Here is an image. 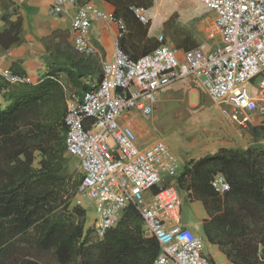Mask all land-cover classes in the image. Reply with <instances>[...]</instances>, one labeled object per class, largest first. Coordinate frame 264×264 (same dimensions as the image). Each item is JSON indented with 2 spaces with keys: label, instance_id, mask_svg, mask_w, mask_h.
<instances>
[{
  "label": "built area",
  "instance_id": "1",
  "mask_svg": "<svg viewBox=\"0 0 264 264\" xmlns=\"http://www.w3.org/2000/svg\"><path fill=\"white\" fill-rule=\"evenodd\" d=\"M212 12L209 37L218 35L214 52L199 48L184 52L159 45L132 59L116 45L111 61H103L99 82L67 99L64 117L66 154L77 162L81 181L77 196L94 203L96 219L90 228L101 239L114 228L126 208L133 207L142 219L143 234L154 238L159 253L152 264H211L203 253V241L182 224L181 199L176 182L160 185L173 176L177 159L168 147L154 142L138 148L134 130L121 121L135 111L149 116L161 93L178 81L193 78L208 97L221 106L222 116L242 129L264 116V0H190ZM73 0H53L50 12L60 14ZM138 23L149 17L144 7L131 9ZM98 20L125 25L113 13L91 5L76 8L71 19L72 46L83 56L94 53L89 42L91 25ZM10 84L29 83L25 76L7 73ZM89 120L88 127L84 122ZM212 186L219 193L229 187L222 176Z\"/></svg>",
  "mask_w": 264,
  "mask_h": 264
},
{
  "label": "trees",
  "instance_id": "2",
  "mask_svg": "<svg viewBox=\"0 0 264 264\" xmlns=\"http://www.w3.org/2000/svg\"><path fill=\"white\" fill-rule=\"evenodd\" d=\"M20 27L6 23L3 48L18 41ZM50 58L35 84L0 75L8 102L0 107V264H152L159 245L143 234L133 207L101 239L86 228V211L74 202L81 177L66 154L64 124L68 97L90 89L85 58L67 45ZM218 175L229 187L224 193L212 186ZM175 182L190 203L201 204L208 245L229 264H264V146L191 159Z\"/></svg>",
  "mask_w": 264,
  "mask_h": 264
},
{
  "label": "crops",
  "instance_id": "3",
  "mask_svg": "<svg viewBox=\"0 0 264 264\" xmlns=\"http://www.w3.org/2000/svg\"><path fill=\"white\" fill-rule=\"evenodd\" d=\"M86 4L106 13H113L117 19L124 23L126 29L124 34L119 35L117 26L107 21L98 20L91 25L89 42L94 53L91 56H84L85 63H83L88 73L87 77L90 78L88 83L100 81L101 64L103 61L112 60L116 45L130 58L135 59L151 52L159 45L170 47L173 42L193 44L195 48L208 52L210 47L207 41H214L209 37V31H206L205 39L200 40L198 38L200 33L194 27L193 29L184 27V33L178 34L177 39H173V36L160 34L153 23L142 25L137 22L131 9L144 7L150 20L152 11L154 12L157 6L160 7L163 0H73V3L66 5L60 14L50 12L53 0H0V32L5 29L7 22H19L21 26L19 39L16 43L7 49L0 45V75L5 77L7 73H12L28 77L31 84L39 82L48 72L47 63L55 49H61L64 45L73 49L71 19L76 8ZM188 49L189 47L186 46L178 48V51L174 49L178 53L176 56L179 61L183 60V54ZM7 105V100L0 96V107L5 108ZM132 118L130 124L133 128L136 130V127H140L143 137L146 136L150 129L148 123L140 122L138 114ZM89 123L90 121L86 120L84 126L88 127ZM229 124L231 127L221 131L208 149L186 152L183 166L191 159L213 154L221 148L233 150L249 148L253 139L251 135L236 124ZM84 200L78 199L76 196L74 202L84 208L82 205ZM92 204L94 206L93 202ZM199 225L201 228V222ZM206 245L208 244L206 243ZM208 246L215 248L216 255H221L224 258L223 264H229L216 247ZM209 258L217 264L214 258Z\"/></svg>",
  "mask_w": 264,
  "mask_h": 264
},
{
  "label": "rangeland",
  "instance_id": "4",
  "mask_svg": "<svg viewBox=\"0 0 264 264\" xmlns=\"http://www.w3.org/2000/svg\"><path fill=\"white\" fill-rule=\"evenodd\" d=\"M212 20V12L198 2L163 0V4L160 7L157 6L154 12L152 11L148 23H153L163 36H173V39H177L178 34L184 33V27L192 29L194 27L198 29L197 32L200 33L199 36L201 35L198 38L201 40L205 39L206 31L212 30ZM207 44L210 47L209 52H214L222 46L218 35L214 36V41H207ZM183 46L189 47V50L195 48L193 44L180 42L170 44V47L176 51ZM261 80H264V72L255 79L254 83ZM137 114L140 122H146L150 126L148 134L144 137L140 127H136L135 130L130 124L132 117ZM126 116L121 123L129 125L134 130L138 148L142 149L154 142H161L177 158L176 172L173 176H166L164 178L166 181H162L160 185L175 181L185 166L183 162H185L186 152L208 149L221 131L231 127L230 122L221 114V106L208 97L193 78L178 81L161 93L151 115L142 116L140 113L130 111L126 113ZM245 131L253 138L250 147L264 146V116L255 115L254 122L247 125ZM69 160L71 169L77 171L76 160L71 157ZM78 199L82 198L78 197ZM180 199L182 224L195 231V234L202 239V250L206 256L214 258L217 264H223L224 258L216 255L215 248L206 245L201 234L199 223L205 218L201 204L190 203L182 192H180ZM82 205L86 211V228L90 229L97 217L96 212L91 200L85 199ZM94 239L97 238L94 236Z\"/></svg>",
  "mask_w": 264,
  "mask_h": 264
}]
</instances>
